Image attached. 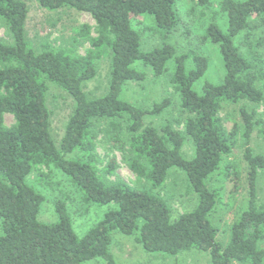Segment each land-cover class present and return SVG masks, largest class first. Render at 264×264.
Instances as JSON below:
<instances>
[{
    "label": "trees",
    "instance_id": "obj_1",
    "mask_svg": "<svg viewBox=\"0 0 264 264\" xmlns=\"http://www.w3.org/2000/svg\"><path fill=\"white\" fill-rule=\"evenodd\" d=\"M190 1L208 17L200 42L217 45L224 66L220 83L205 81L200 89L195 86L210 68L208 57L192 48L178 55L167 43L143 51L142 31L134 25L143 20L151 34L166 37L185 27L189 35L178 0H38L49 11L69 8L91 15L95 27L83 25L78 32L90 45L85 55L51 44L34 48L26 32L27 3L0 0V21L12 39L0 40V264H84L98 258L119 264L110 250L116 233L138 235L150 253L177 256L197 249L209 252L213 264H264V207L258 202L264 155L251 146L256 130L264 138L259 113L264 106V0H221L219 11L212 0ZM104 53L111 56L109 89L92 99L85 84L96 79ZM170 62L171 82L186 114L184 130L195 148L192 159L182 153L184 133L170 123L157 128L145 121L167 110L168 98L144 109L121 97L126 84L145 81L144 67L161 78ZM49 83L75 104L60 143L52 135ZM226 105L238 106L240 122L221 115ZM6 115L13 117L12 126ZM100 124L110 148L122 153L149 188L108 179L118 168L114 158L100 170ZM236 149L247 164L248 200L231 223L225 222L230 239L224 245L211 217L227 205V182L233 183L234 192L241 187V172L232 160ZM52 167L70 178L85 203L111 206L82 238L73 228L66 200L56 204V222L38 219L45 198L29 178L36 172L39 182L49 184L43 168ZM172 169L185 173L199 197L196 209L175 221L161 195Z\"/></svg>",
    "mask_w": 264,
    "mask_h": 264
},
{
    "label": "rangeland",
    "instance_id": "obj_2",
    "mask_svg": "<svg viewBox=\"0 0 264 264\" xmlns=\"http://www.w3.org/2000/svg\"><path fill=\"white\" fill-rule=\"evenodd\" d=\"M29 7V16L27 19L26 32L27 37L34 48H41L43 44H51L53 47L64 48L74 51L77 54L85 55L90 45L87 41L79 38L78 32L83 25H89L94 28L96 23L91 15L81 13L73 9L65 8L57 11H49L41 7L38 0H23ZM213 9L220 10L221 0H212ZM179 9L182 13L186 25L190 28V34L185 35V27L179 28L169 37L167 35L151 34L152 28L149 24L142 22L134 24L137 29L142 31V49L150 51L154 47L162 46L164 43L171 44L177 48V53H187L192 48L208 57L210 68L206 76L196 83L195 88L200 89V84L205 81L220 83L224 76L223 60L217 45L211 41L201 43V38L205 34L208 25V17L201 16V9L196 7L190 0H178ZM143 18V17H142ZM145 18V16H144ZM224 24V20H221ZM151 27V26H150ZM93 36H96L92 30ZM0 40L11 43L12 39L7 32V28L0 21ZM111 56L108 53L98 60V75L93 81L85 84V91L89 98H99L104 96L109 89ZM141 62L136 63L139 67ZM167 73L156 78L149 67H144L146 79L143 83H128L123 92L122 99L133 103L134 105L150 109L155 103L168 98L170 106L160 116H147V124L157 128L170 123L177 130L185 135V143L182 150L183 156L192 159L195 155L193 141L186 135L184 130L185 112L181 107L179 93L171 82L174 72V64H168ZM47 93L48 106L52 112V135L57 143H60L64 134L67 122L74 111L73 99L57 86L49 83ZM196 88V89H197ZM259 113L264 119V106L259 108ZM221 115L228 121L240 122L238 106L226 105ZM14 119L11 115H6V124L12 126ZM232 122H230V125ZM104 124H100L96 129L99 139L97 154L99 157L98 167L103 170L105 166L114 158L118 168L114 175L107 176L110 180L122 179L134 188H149L145 180H140L128 167L122 153L111 149L102 130ZM251 146L255 153L264 155V138L258 130L255 131ZM70 157H75L72 155ZM235 164L239 166L242 176L241 187L234 192L232 182H227L224 195L225 208L221 209L214 217H211L212 223L218 229V241L227 245L230 239L229 227L225 222L231 223L239 209L247 204L248 200V181L247 164L243 159L241 149L235 150V156L232 158ZM50 177L49 184L38 181V174L35 172L30 178L29 183L36 191L42 194L45 201L41 207L38 219L43 223H54L58 220L56 214V204L59 201H67L68 211L72 220L73 228L78 237L82 238L91 228L99 223L104 214L110 209V205L99 206L96 204H87L83 201L82 195L77 187L72 184L70 178L61 171L52 167L43 168ZM101 174H105L101 172ZM259 205L264 207V172H260L258 182ZM161 195L168 201L172 209V220L175 221L183 213L191 212L199 204V197L192 191L186 179L184 172L178 169H172L168 177L165 188ZM219 206H221L219 204ZM219 209V208H218ZM216 209L215 211H218ZM2 218L0 217V236L2 235ZM138 235L125 236L121 233L113 235V241L110 246L111 253L119 264H213L209 252H203L197 249L182 252L177 256L165 255L162 253H150L144 250L143 246L137 240ZM264 248V244L262 245ZM84 264H106L103 259H95Z\"/></svg>",
    "mask_w": 264,
    "mask_h": 264
}]
</instances>
